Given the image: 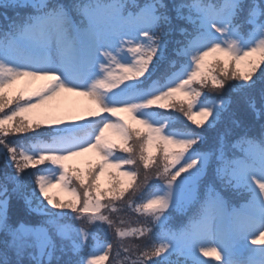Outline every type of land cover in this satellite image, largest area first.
I'll return each instance as SVG.
<instances>
[{
    "label": "snow or ice",
    "instance_id": "snow-or-ice-1",
    "mask_svg": "<svg viewBox=\"0 0 264 264\" xmlns=\"http://www.w3.org/2000/svg\"><path fill=\"white\" fill-rule=\"evenodd\" d=\"M0 160V264H264V0H0Z\"/></svg>",
    "mask_w": 264,
    "mask_h": 264
},
{
    "label": "rangeland",
    "instance_id": "rangeland-1",
    "mask_svg": "<svg viewBox=\"0 0 264 264\" xmlns=\"http://www.w3.org/2000/svg\"><path fill=\"white\" fill-rule=\"evenodd\" d=\"M70 95V94H69ZM78 160H84L86 157L77 158ZM0 167H3V161L0 160ZM55 191V190H54ZM207 258V257H206Z\"/></svg>",
    "mask_w": 264,
    "mask_h": 264
}]
</instances>
